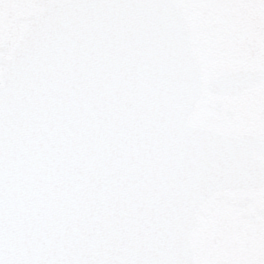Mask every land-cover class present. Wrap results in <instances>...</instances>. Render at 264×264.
Wrapping results in <instances>:
<instances>
[{"label": "water", "instance_id": "water-1", "mask_svg": "<svg viewBox=\"0 0 264 264\" xmlns=\"http://www.w3.org/2000/svg\"><path fill=\"white\" fill-rule=\"evenodd\" d=\"M27 20L1 63L0 240L35 264H194L196 212L263 171L253 139L189 125L202 78L182 11L60 0Z\"/></svg>", "mask_w": 264, "mask_h": 264}, {"label": "flooded vegetation", "instance_id": "flooded-vegetation-1", "mask_svg": "<svg viewBox=\"0 0 264 264\" xmlns=\"http://www.w3.org/2000/svg\"><path fill=\"white\" fill-rule=\"evenodd\" d=\"M3 1V0H0ZM31 0H13L0 6V46L10 44L23 28L19 17L35 13L39 0H32L33 13L12 17L23 24L15 28L3 12H24ZM184 12L203 77L201 99L190 117L194 125L231 135H251L264 141V0H174ZM258 71L262 77L236 94L207 88L210 81L228 73ZM255 157L264 164V152ZM222 203L227 223L243 228L246 240H239L240 253L228 264H249L258 260L251 251L264 240V181L255 189L228 192Z\"/></svg>", "mask_w": 264, "mask_h": 264}, {"label": "rangeland", "instance_id": "rangeland-1", "mask_svg": "<svg viewBox=\"0 0 264 264\" xmlns=\"http://www.w3.org/2000/svg\"><path fill=\"white\" fill-rule=\"evenodd\" d=\"M12 1H0V6L5 7ZM29 5L24 12L17 10L18 12L3 13L8 15L6 18L15 28L21 29L23 24L14 22L12 17L36 11V8L32 7V0ZM226 212V207L222 203L207 202L197 213L199 223L191 234L192 246L197 254L194 264H228L233 256L240 253L239 240H246V231L233 223H227L230 218L224 214ZM251 255L257 259H264V240L253 248Z\"/></svg>", "mask_w": 264, "mask_h": 264}, {"label": "clouds", "instance_id": "clouds-1", "mask_svg": "<svg viewBox=\"0 0 264 264\" xmlns=\"http://www.w3.org/2000/svg\"><path fill=\"white\" fill-rule=\"evenodd\" d=\"M0 253H3L7 260L5 264H35V261L31 258V253L29 250L25 249L21 244H19L11 233H7L2 240H0ZM72 255H99V253H70ZM72 264H88V262L83 260H78L72 262ZM97 264H102V262H97ZM170 264H181L179 261H172Z\"/></svg>", "mask_w": 264, "mask_h": 264}, {"label": "snow or ice", "instance_id": "snow-or-ice-1", "mask_svg": "<svg viewBox=\"0 0 264 264\" xmlns=\"http://www.w3.org/2000/svg\"><path fill=\"white\" fill-rule=\"evenodd\" d=\"M249 264H264V259L252 260Z\"/></svg>", "mask_w": 264, "mask_h": 264}]
</instances>
